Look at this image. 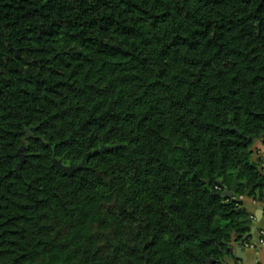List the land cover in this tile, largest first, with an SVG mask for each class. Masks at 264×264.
Returning <instances> with one entry per match:
<instances>
[{"label": "trees", "instance_id": "trees-1", "mask_svg": "<svg viewBox=\"0 0 264 264\" xmlns=\"http://www.w3.org/2000/svg\"><path fill=\"white\" fill-rule=\"evenodd\" d=\"M263 136L264 0H0V264H229Z\"/></svg>", "mask_w": 264, "mask_h": 264}, {"label": "crops", "instance_id": "crops-1", "mask_svg": "<svg viewBox=\"0 0 264 264\" xmlns=\"http://www.w3.org/2000/svg\"><path fill=\"white\" fill-rule=\"evenodd\" d=\"M253 160L264 166V136L256 140L253 146ZM244 205L251 213L255 221L249 222V228L244 238L235 243L231 248L230 256L226 259L229 264H264V244L262 242L264 232V201L255 198L244 197ZM253 229V230H252Z\"/></svg>", "mask_w": 264, "mask_h": 264}, {"label": "water", "instance_id": "water-1", "mask_svg": "<svg viewBox=\"0 0 264 264\" xmlns=\"http://www.w3.org/2000/svg\"><path fill=\"white\" fill-rule=\"evenodd\" d=\"M37 127H30L28 129H26V136L24 137L23 139V146L19 149L17 155L20 157L21 159V162H20V167L23 166V164L25 163L26 161V155H25V150H26V144L28 143V141L31 139V138H34V135L31 133V130L32 129H36ZM250 138H253L255 139L256 137L255 136H251L249 137ZM116 147H108V146H105L103 145L100 149H96L93 154H103V152L105 150H108V149H114ZM53 165L60 169L61 171H63L64 173L66 174H71L75 171H78L80 169H83L84 168V165H85V162L82 161L80 164L78 165H65L63 164L62 160H58V159H54V162H53ZM237 187H238V177L235 178L234 180V184H233V187L232 189H227L225 192H224V196H227V197H230V198H234V195H235V192L237 191ZM253 187H251V189L247 192L246 194V197H249V195L251 194V192L253 191ZM256 196H257V199L259 201H264V189L262 191H256ZM249 222H253L255 223V221L250 218L249 219ZM253 230V229H252ZM231 251V250H230Z\"/></svg>", "mask_w": 264, "mask_h": 264}, {"label": "built area", "instance_id": "built-area-1", "mask_svg": "<svg viewBox=\"0 0 264 264\" xmlns=\"http://www.w3.org/2000/svg\"><path fill=\"white\" fill-rule=\"evenodd\" d=\"M263 171H264V166H263ZM262 236H263V240H262V242H263V244H264V232H262Z\"/></svg>", "mask_w": 264, "mask_h": 264}, {"label": "rangeland", "instance_id": "rangeland-1", "mask_svg": "<svg viewBox=\"0 0 264 264\" xmlns=\"http://www.w3.org/2000/svg\"><path fill=\"white\" fill-rule=\"evenodd\" d=\"M253 156H254V154H253Z\"/></svg>", "mask_w": 264, "mask_h": 264}]
</instances>
